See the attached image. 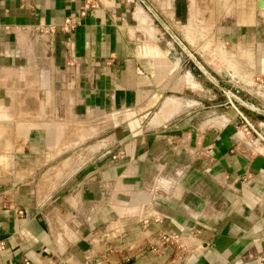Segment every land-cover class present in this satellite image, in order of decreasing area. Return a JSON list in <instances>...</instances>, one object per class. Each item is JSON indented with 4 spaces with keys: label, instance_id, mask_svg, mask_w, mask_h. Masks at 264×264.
<instances>
[{
    "label": "crops",
    "instance_id": "0c3cea01",
    "mask_svg": "<svg viewBox=\"0 0 264 264\" xmlns=\"http://www.w3.org/2000/svg\"><path fill=\"white\" fill-rule=\"evenodd\" d=\"M196 52L264 138L257 0H0V264H264V143Z\"/></svg>",
    "mask_w": 264,
    "mask_h": 264
},
{
    "label": "rangeland",
    "instance_id": "374dc122",
    "mask_svg": "<svg viewBox=\"0 0 264 264\" xmlns=\"http://www.w3.org/2000/svg\"><path fill=\"white\" fill-rule=\"evenodd\" d=\"M200 22H201V19H200ZM199 21L197 22V20H195V22L194 23H197L199 26H201L202 25V23H200ZM184 32V34H186V32L185 31H183ZM199 38H200V36H198ZM208 41H211L213 44V48L214 47H216V45L218 44V42L216 41V40H212V39H210V38H206V40H204V42H203V39L202 38H200L199 39V44L197 45V46H194V48L196 49V51L198 50H200V46H202V45H204L206 42H208ZM199 46V47H198ZM221 46H223V47H225L227 50H229V48H227L226 46H224V45H221ZM213 48H212V50H213ZM230 51V50H229ZM229 51H228V56H226V58H227V60H229V61H227V62H235V63H237L238 64V66H239V68L241 69V71L243 72V74H245V75H247V77L249 76V70H248V68H246V66L244 65V64H241V61H239L237 58V56L235 55V54H230L229 53ZM197 54H198V56H197V58H198V60L199 61H203V63L207 66V68H208V70H209V72L211 73V74H216L217 75V77L219 78V79H221L222 81H224L225 83H229V84H231L230 85V87H231V89H229L228 88V90H231L232 92L234 91L233 90V86L232 85H236L235 84V81L234 80H232V79H230V81L229 80H227L223 75H222V72H226V73H228L226 70H225V67L226 66H222V67H219L218 68V66L217 65H215L214 64V62H210L209 60H208V58H211V59H214L215 57H217L218 56V51H217V56H216V54L215 53H211V55H210V53H209V55H207V54H202V53H200V52H196ZM232 53H234V52H232ZM219 57V56H218ZM235 59H236V61H235ZM205 61V62H204ZM217 62V61H216ZM209 65H207V64ZM219 63V62H218ZM216 80V79H215ZM211 88H212V86H211ZM228 90H226V91H228ZM234 103L237 105L238 103L236 102V101H234ZM229 106H230V104H228ZM230 108H233V107H230ZM234 109V108H233ZM103 125V124H102ZM83 127V126H82ZM101 127V124H92L91 125V129H92V131H90L89 133H83V130H82V138L81 137H79V138H81L80 139V143H78V144H72V145H70L71 143H74L72 140L68 143L69 144V149H66V151L64 152V154H62L61 156H58L57 158H55L52 162H50L51 164H50V166H48V167H46L44 170H43V172L42 173H46V171H54L55 172V170L54 169H52L53 167H55L57 164H61V163H63V161L65 162L66 161V163H69L70 164V162H75V163H79V159L81 158V160H83V158H86L87 156H89V152H88V150L86 151L85 150V148L87 147H93V145H96V144H98V145H100V143L101 142H103V140L102 139H104V137H106L105 136V134L103 135V132L101 131L100 133H99V128ZM97 130H98V133L96 134V135H94L93 137H89V139L88 138H86V136L88 137V136H90L93 132H97ZM104 130H107V129H105L104 128ZM77 132H80L79 130L77 131ZM246 135H247V137L249 136H251V135H253L252 133H250V134H248V133H246ZM243 142V141H242ZM89 148V149H90ZM101 149V148H100ZM100 149H97V150H100ZM96 150V151H97ZM102 150V149H101ZM96 151H94V152H96ZM94 152L93 153H90V156H93V155H95L94 154ZM69 159V160H68ZM70 159H73L72 161L70 160ZM76 159H78L79 161L78 162H76ZM68 161H70V162H68ZM56 170H57V168H56Z\"/></svg>",
    "mask_w": 264,
    "mask_h": 264
},
{
    "label": "built area",
    "instance_id": "2783aa9c",
    "mask_svg": "<svg viewBox=\"0 0 264 264\" xmlns=\"http://www.w3.org/2000/svg\"><path fill=\"white\" fill-rule=\"evenodd\" d=\"M78 22L76 20H74L72 17H67L64 22H63V25H62V30L67 33V34H72L74 33L75 29H76V26H77ZM47 27H43L41 26L40 28V32L41 33H48V31L46 30ZM71 50H72V46H69L68 47V64L69 65H73V64H76L75 63V57L71 54ZM228 92H231L233 95L231 97H229V94ZM225 93H227V96H228V99H229V104H230V107H233L238 116L241 118V127L238 129V134L240 132L246 134H250L252 133L255 138L253 139V143H255L256 141L262 145V142L264 143V138L262 137V135L254 128V126L251 124V122L249 121V119L244 115V113H242L238 107L236 106V104L234 103V100L233 99H238L240 100L241 102H243L234 92H232L231 90H228V91H225ZM244 103V102H243ZM238 140L239 142H242V140H240V138L238 137ZM18 214H23V210H19L18 211ZM160 241L163 245H166V244H177L178 243V237L175 236V235H172V234H162L160 236ZM157 247H160L159 245H157ZM157 249V248H156ZM262 261H264V258L261 259ZM25 264H32L31 262L29 261H26Z\"/></svg>",
    "mask_w": 264,
    "mask_h": 264
},
{
    "label": "water",
    "instance_id": "95a60500",
    "mask_svg": "<svg viewBox=\"0 0 264 264\" xmlns=\"http://www.w3.org/2000/svg\"><path fill=\"white\" fill-rule=\"evenodd\" d=\"M257 9L259 10V11H264V0H257ZM179 41V43L181 44V45H183L184 46V48L187 50V52H188V54L189 55H192V52L183 44V42L181 41V40H178ZM174 47V54L175 55H177V59H179L178 60V62H177V65L178 66H181L182 64H184L186 61H187V56H182V55H180L179 54V45L178 44H176V45H174L173 46ZM193 59H194V61H196L197 63L199 62L197 59H196V57L195 56H193ZM192 62L193 63V65L192 64H190L189 65V67H191V68H193V70H196L197 69V66L195 65V62ZM222 75L227 79V80H229L230 81V76H229V74L228 73H226V72H222ZM231 82V81H230ZM227 84V86L228 87H230V85L231 84H229L228 82L226 83ZM233 87V92L236 94V93H239V91H238V89L234 86V85H232Z\"/></svg>",
    "mask_w": 264,
    "mask_h": 264
},
{
    "label": "bare ground",
    "instance_id": "6f19581e",
    "mask_svg": "<svg viewBox=\"0 0 264 264\" xmlns=\"http://www.w3.org/2000/svg\"><path fill=\"white\" fill-rule=\"evenodd\" d=\"M231 78V77H230ZM229 96L231 97L233 94L231 92H228Z\"/></svg>",
    "mask_w": 264,
    "mask_h": 264
}]
</instances>
